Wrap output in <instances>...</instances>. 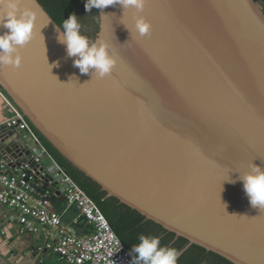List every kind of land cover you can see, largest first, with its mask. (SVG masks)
Listing matches in <instances>:
<instances>
[{
    "label": "water",
    "instance_id": "95a60500",
    "mask_svg": "<svg viewBox=\"0 0 264 264\" xmlns=\"http://www.w3.org/2000/svg\"><path fill=\"white\" fill-rule=\"evenodd\" d=\"M21 7L37 12L35 34L18 68L0 66V92L29 124L105 199L186 239V249L264 264V209L238 179L251 162L264 167V0L99 10L96 40L117 59L103 78L73 67L38 0ZM137 16L151 24L145 36ZM19 134L0 127V157L37 170Z\"/></svg>",
    "mask_w": 264,
    "mask_h": 264
},
{
    "label": "built area",
    "instance_id": "2783aa9c",
    "mask_svg": "<svg viewBox=\"0 0 264 264\" xmlns=\"http://www.w3.org/2000/svg\"><path fill=\"white\" fill-rule=\"evenodd\" d=\"M0 94L11 114L5 126L24 134L23 139L40 166L34 170L30 163L17 166L12 162L10 165L0 157V204L18 213V222L26 231L37 233L39 227L46 228L49 236L46 249L65 264H131L132 254L115 234L97 203L52 157L14 103L4 93ZM48 164L49 170L46 169ZM8 167L13 170L8 171ZM48 174L53 179L50 184L58 187L67 204L77 207L81 219L92 227L88 236L79 237L65 227L62 215L52 208L49 200L45 196H35L37 181Z\"/></svg>",
    "mask_w": 264,
    "mask_h": 264
},
{
    "label": "clouds",
    "instance_id": "9594fccd",
    "mask_svg": "<svg viewBox=\"0 0 264 264\" xmlns=\"http://www.w3.org/2000/svg\"><path fill=\"white\" fill-rule=\"evenodd\" d=\"M25 0H0V26L7 29L0 34V66L18 68L22 62L20 49L34 38L37 12L30 7H21ZM146 0H86L85 11L93 8L103 10L109 6L120 5L124 10L135 8L142 12ZM80 17L75 13L63 19L61 28L56 26L57 43L66 47L67 56L73 59V67L81 74L103 78L112 73L117 59L110 54L109 45L103 40L91 41L82 33ZM135 30L140 36L147 35L151 24L143 16L135 17ZM57 67L58 62L50 65ZM238 179L243 183V189L253 207L264 209V167L250 163L248 170L240 173ZM230 183L236 181L227 179ZM226 207V206H225ZM235 215V214H233ZM131 264H178L181 252L161 244L159 236L141 234L139 243L132 246Z\"/></svg>",
    "mask_w": 264,
    "mask_h": 264
},
{
    "label": "trees",
    "instance_id": "16d2710c",
    "mask_svg": "<svg viewBox=\"0 0 264 264\" xmlns=\"http://www.w3.org/2000/svg\"><path fill=\"white\" fill-rule=\"evenodd\" d=\"M38 1L60 27L63 19H66L71 13H75L80 17V22L83 26L82 33L88 36L91 41L96 40L100 23L99 10L93 8L91 12H86L84 7L86 0ZM34 131L58 164L62 166L71 178L74 179V181L97 203L113 231L128 251L131 250L133 245L139 243V236L141 234L159 236L162 245L174 247L180 252L187 248L189 242L186 239L177 238L175 234L166 231L152 221L146 220L142 215L120 204L114 198L105 199V193L101 191L98 185L77 172L35 129ZM178 264L232 263L212 252H208L203 248L193 245L186 249L181 255Z\"/></svg>",
    "mask_w": 264,
    "mask_h": 264
},
{
    "label": "crops",
    "instance_id": "0c3cea01",
    "mask_svg": "<svg viewBox=\"0 0 264 264\" xmlns=\"http://www.w3.org/2000/svg\"><path fill=\"white\" fill-rule=\"evenodd\" d=\"M10 117L11 114L5 108L0 94V127L5 126V122ZM19 135L24 137L22 133ZM48 167L49 164L46 169ZM11 170L13 169L8 167V171ZM35 190V196L37 198L45 196L52 208L62 215L65 227L73 230L77 236L85 237L92 232V227L81 219L77 207L67 204L64 194L57 186L40 178ZM1 192L0 186V195ZM48 241L46 228L39 227L37 233L26 231L18 222V213L0 204V264H65L46 249Z\"/></svg>",
    "mask_w": 264,
    "mask_h": 264
},
{
    "label": "rangeland",
    "instance_id": "374dc122",
    "mask_svg": "<svg viewBox=\"0 0 264 264\" xmlns=\"http://www.w3.org/2000/svg\"><path fill=\"white\" fill-rule=\"evenodd\" d=\"M52 171H53V169L50 170V172H52Z\"/></svg>",
    "mask_w": 264,
    "mask_h": 264
}]
</instances>
